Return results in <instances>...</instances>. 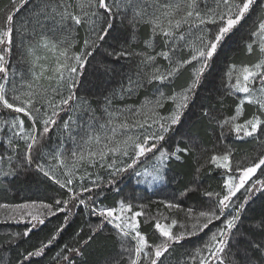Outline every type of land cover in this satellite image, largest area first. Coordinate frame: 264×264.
Listing matches in <instances>:
<instances>
[{"label":"snow or ice","instance_id":"obj_1","mask_svg":"<svg viewBox=\"0 0 264 264\" xmlns=\"http://www.w3.org/2000/svg\"><path fill=\"white\" fill-rule=\"evenodd\" d=\"M22 10L28 14L23 20ZM250 16L256 18L243 37L244 50L256 59L226 63L221 76L222 98L239 103L226 117L212 109H203V116L218 124L222 136L227 128L239 140L264 145V0H10L0 9V110L9 113L0 121L6 139V145L0 140V177L35 171L63 190L50 201L0 203L4 221L26 225L9 243L65 213L64 223L46 241L19 252L14 264H32L45 254L67 226L69 205L100 218L83 244L67 249L76 255L110 226L126 264H166L194 237L200 244L183 264H249L235 257L243 219L264 196V151L247 162L234 160L230 148L213 152L196 173L209 165V171L220 170V190H203L206 199L191 206L161 201L165 211L151 215L145 205L122 198L107 206L101 197L119 193L125 176L163 184L173 162L202 150L197 138L175 141V133L227 41ZM100 50L131 67L94 106L80 90ZM100 67L115 73L111 63ZM141 93L137 103H118ZM245 105L254 111L241 122ZM53 128L63 139L45 151ZM197 191L193 183L181 197ZM140 217L153 224L155 240L142 231ZM256 227L264 231V218ZM250 246L264 250V242ZM63 259L73 264L68 255Z\"/></svg>","mask_w":264,"mask_h":264},{"label":"trees","instance_id":"obj_2","mask_svg":"<svg viewBox=\"0 0 264 264\" xmlns=\"http://www.w3.org/2000/svg\"><path fill=\"white\" fill-rule=\"evenodd\" d=\"M6 1L0 0V3L3 4ZM255 18V16H250L244 22V26L227 41L197 98L190 105L189 111L186 112L181 125L178 126V130L175 133V141H180L185 135L197 138L202 150H197L188 155L182 162H173L168 169V180L164 185L152 192L138 186L136 187L134 185V183H137L136 177L125 176L119 181L121 190L119 193L106 191L101 197L105 205L113 206L119 199L124 198L134 205H145V211L155 215L157 210L165 211L160 203L161 201H176L185 206L199 203L206 199L201 194L203 190H220L222 182V178L217 172L209 171L210 165L197 174L196 169L199 164H203L213 152H223L230 148L233 150V157L235 158L249 153L257 146V142L254 139L239 140L227 128L223 130L222 136L220 127L215 122L210 123L208 118L203 116V109H212L218 118L226 117L234 111L236 104L239 103L235 97L224 96L222 98V89L219 86L221 81L217 77L224 70L226 63L235 62L239 64L241 62H254L256 59L255 55L247 56L245 54L243 39ZM141 35H143V32ZM100 51L101 54L96 57L94 69H89L86 75L81 92L94 87L101 80H106L102 86L103 92L106 89H113L106 86L108 82H115L119 86L120 76L128 72L131 67L124 61H113L110 57L103 55V50ZM106 62L111 63L115 69L114 74L103 73L100 65L102 63L107 64ZM180 82H183V79ZM142 96L143 93H141L140 97H132L130 100L121 103H137ZM253 111V106L245 105L244 117L241 120L247 118ZM6 113L0 110V114L4 115ZM53 130L49 133L51 139L46 140L44 143L45 151L49 145L52 147L56 142ZM4 151L5 147L0 146V152ZM193 183L198 184L201 191L190 192L188 196L181 197V193L187 187L192 186ZM62 193L63 190L59 189L57 185L35 171H22L16 177H3L0 181V203L17 204L40 200L50 201L52 197L58 194L62 195ZM69 208L71 209V214L69 215L67 226L60 233L54 244L45 250V254L34 258L32 264H68V261L63 259L65 255L70 257L73 264H113L114 261H120L119 241L108 226H106L105 231L97 233L89 244L84 245L82 249L84 254L82 256L67 251V249L83 244V241L91 235V230L96 226V222L99 221L98 217L89 215L88 210L82 206L72 208L69 205ZM64 215L65 213H61L51 218V222L34 230L29 238L20 240L18 243H9L10 236L0 234V264H14L19 252L30 249L41 241H46L50 233L64 223ZM262 218H264V196H258L255 203H252L248 209L240 227L242 239L238 248L243 253V259L239 257L238 261L247 260L249 264L254 261L253 264H258L260 261L261 264H264L262 262V260L264 261V250L250 246L252 242H264V231L256 227ZM139 219L141 220L142 231L148 234L150 240H155L158 234L155 233L153 224L144 223L146 217H140ZM18 226L22 227L23 230L25 228V225ZM200 239V237H194L191 240H186L183 247L177 246L170 261L167 263L183 264L187 253L193 251L200 244Z\"/></svg>","mask_w":264,"mask_h":264},{"label":"rangeland","instance_id":"obj_3","mask_svg":"<svg viewBox=\"0 0 264 264\" xmlns=\"http://www.w3.org/2000/svg\"><path fill=\"white\" fill-rule=\"evenodd\" d=\"M9 3H10V0H7L6 2H3V4H1L0 3V9H3V8H5V7H7L8 5H9ZM22 15L21 14H18L19 15V18L21 19V20H23L28 14L26 13V12H23V10H22ZM83 36H84V33L83 32H81V34H80V37H82L83 38ZM121 72H123L122 70H121ZM125 72V71H124ZM222 72H223V70H222ZM222 72L221 73H219V75H218V77H217V79L218 80H220L221 81V76H222ZM112 77H114V76H112ZM121 77V76H120ZM115 78H116V76H115ZM105 81L106 80H101V81H99L98 82V84L97 85H95L94 87H92V88H89V89H87L86 91H82V94H84V95H86V96H88L90 99H91V102H92V104L95 106V105H97L98 103H101L102 102V94L104 93L103 92V90H102V86L104 85V83H105ZM118 84L117 83H115V82H108V84L106 85V86H108V87H110V88H117L118 86H117ZM221 84H219V86H220ZM108 87H106V88H108ZM239 101V100H238ZM121 102H123V101H119L118 103H121ZM168 110H170V105H166L165 106V109H163L162 111H164V112H167ZM9 115V113H6V114H0V121H2L3 119H5L7 116ZM12 115H14V114H12ZM241 122H242V120H241ZM217 126H218V124H216ZM54 138H55V140H56V142H55V144H54V146H52V147H55L56 145H57V143H59L62 139H63V137H61L60 135H59V132H58V130L56 129V128H54ZM245 139H252V138H245ZM0 140H4V142H5V145H6V139H5V137L3 136V134H0ZM68 147H70L71 145L69 144V145H67ZM47 151V150H46ZM262 151H264V145H260V144H258L257 143V146L255 147V148H253L249 153H245L244 155H241L240 157H233L234 158V160H237V161H240V160H244L245 162H247V159H249V158H253V157H255V156H257L258 154H260ZM214 172H217L218 173V175H219V171L220 170H213ZM212 171V172H213ZM221 177V176H220ZM2 178L3 177H0V181L2 180ZM54 184V183H53ZM134 185L137 187H141L142 189H144V190H147V191H154L155 189H158L159 187H161L162 185H164V183L163 184H156V185H150V184H147V183H134ZM58 186V185H57ZM83 207V206H82ZM84 208V207H83ZM98 219L100 220V218L98 217ZM99 222V221H98ZM98 222H96V223H98ZM12 225H14V226H12ZM18 225H25V224H23V223H20V224H17V223H15V222H13V221H4V219H3V214L2 213H0V234L1 235H7V236H10L12 233H15V232H20L21 230H23V228L21 227H19ZM17 227V228H16ZM25 227H26V225H25ZM109 227V229H111V227L110 226H108ZM111 231H113L114 232V230L113 229H111ZM120 246V245H119ZM199 246V245H198ZM119 250H120V254H119V256H120V263L121 264H126V261L125 260H122L121 259V255H122V253H121V249H120V247H119ZM192 252V251H191ZM190 252V253H191ZM189 253V252H188ZM187 253V254H188ZM243 253L242 252H237V254H236V259H238L239 257H241L240 259H243ZM260 257H261V255H260ZM186 258H187V256H186ZM185 258V259H186ZM259 258V257H258ZM260 259V258H259ZM264 259V258H263ZM255 262V261H254ZM253 262V263H254ZM262 262L264 263V261L262 260ZM252 263V264H253ZM166 264H169V263H167L166 262ZM256 264V263H255ZM258 264H261L260 263V261L258 262Z\"/></svg>","mask_w":264,"mask_h":264},{"label":"bare ground","instance_id":"obj_4","mask_svg":"<svg viewBox=\"0 0 264 264\" xmlns=\"http://www.w3.org/2000/svg\"><path fill=\"white\" fill-rule=\"evenodd\" d=\"M103 56V55H102ZM107 63V62H106ZM103 64V63H102ZM96 67H98V66H96ZM162 189V188H161Z\"/></svg>","mask_w":264,"mask_h":264}]
</instances>
